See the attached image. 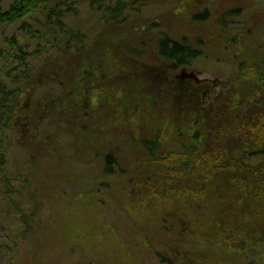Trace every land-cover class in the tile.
<instances>
[{
  "label": "rangeland",
  "instance_id": "rangeland-1",
  "mask_svg": "<svg viewBox=\"0 0 264 264\" xmlns=\"http://www.w3.org/2000/svg\"><path fill=\"white\" fill-rule=\"evenodd\" d=\"M1 1L7 11L14 0ZM117 1L79 0V14L68 18L67 25L86 35L83 46H74L82 51H67L61 44L56 47L57 39L47 43L46 54L35 55L31 62L34 71L48 73V79L38 87L23 88L16 112L21 135L15 138L16 130L14 136L8 133L2 138L7 168L0 173V264H165L153 246L142 247L137 240L140 235H153L158 228L163 242L191 249L181 242L174 218L142 232L125 212L114 209L116 203L103 182L104 166L96 151L105 152L109 145L124 152L123 137H139L140 128L160 130L165 140L178 138L174 127H180L186 136L191 134L193 114L199 106L191 100L173 104L171 90L191 82L219 93L232 80L235 69L207 55L192 67L177 68L161 57L158 42L164 34H187L192 16L203 5L219 0H125L126 22L119 25L109 20L108 6L113 9ZM246 2L250 9L264 11L262 0ZM23 30L20 25L0 30V46L18 39L27 42ZM26 44L31 52L37 50L35 40ZM67 63L72 69L64 67ZM55 66L63 67L65 78ZM112 90H120L121 97L123 91L128 92L134 98L129 97L128 103L122 100L110 110L105 97ZM151 96L162 100L163 106L150 118L154 114L148 108ZM66 110L68 118L62 119ZM113 110L118 112V120L111 123L112 130L106 129ZM74 115L82 117L95 136L81 146L73 133ZM159 118L164 121L161 126L152 122ZM159 209L154 207L156 213ZM160 214L164 212L157 216Z\"/></svg>",
  "mask_w": 264,
  "mask_h": 264
},
{
  "label": "trees",
  "instance_id": "trees-1",
  "mask_svg": "<svg viewBox=\"0 0 264 264\" xmlns=\"http://www.w3.org/2000/svg\"><path fill=\"white\" fill-rule=\"evenodd\" d=\"M246 1L207 3L189 20L187 34H164L158 42L161 57L177 68L192 67L207 55L235 69L234 77L219 93L191 82L179 83L171 90L173 104L191 100L199 106L193 114L195 127L191 134L186 136L184 130L174 127L178 138L165 140L160 130L148 132L140 128L139 137H123L127 145L124 152L109 145L105 152L96 151L104 166L103 182L116 203L114 209L125 212L142 232L171 218L178 223L181 242L191 249L163 242L158 238L160 228L153 235L137 237L142 247L153 246L165 264H264V11L250 9ZM78 2L14 0L4 11L0 0V30L20 25L27 41L18 39L0 46L2 174L7 168L2 138L8 133L14 136L16 130L15 138L21 135L16 121L21 91L25 86L38 87L48 79V73L34 71V56L46 54L47 43L57 39L56 47L61 44L67 51H77L74 46L85 44L86 35L79 30L73 32L67 25L68 18L79 14ZM108 7L110 21L118 25L126 22L125 0H118L113 9ZM33 40L37 50L31 52L32 47L26 43ZM64 67L72 69V64ZM62 68L53 69L65 78ZM71 79L74 81L75 76ZM92 83L87 84L88 91ZM119 92L107 93L105 106L110 110L122 100L128 103L129 97L134 98L125 91L121 97ZM148 102L154 113L151 118L163 104L153 96ZM117 113L113 110L106 129L112 130ZM68 114L67 110L63 112L62 119H67ZM96 114L97 111L92 113L95 121ZM156 119L152 122L161 126L164 121ZM71 123L78 145L95 138L82 117L74 115ZM154 207H160L157 213ZM161 212L164 214L157 216ZM171 212L179 217L171 216Z\"/></svg>",
  "mask_w": 264,
  "mask_h": 264
}]
</instances>
